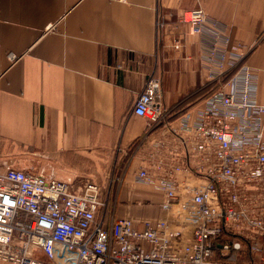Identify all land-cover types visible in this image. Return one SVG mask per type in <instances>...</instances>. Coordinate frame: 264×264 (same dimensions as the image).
Here are the masks:
<instances>
[{"label": "crops", "instance_id": "crops-1", "mask_svg": "<svg viewBox=\"0 0 264 264\" xmlns=\"http://www.w3.org/2000/svg\"><path fill=\"white\" fill-rule=\"evenodd\" d=\"M192 9L220 23L230 48L242 46L264 105V0H0V173L10 166L74 185L100 182L111 157L120 164L130 155L110 219L141 229L151 211L152 223L167 218L163 192L137 175L158 142L177 139L187 117L195 123L213 88L200 37L178 25ZM158 13L169 30L159 44ZM171 31L186 32L183 51L173 49ZM152 77L162 81L169 113L150 129L134 105Z\"/></svg>", "mask_w": 264, "mask_h": 264}, {"label": "built area", "instance_id": "built-area-1", "mask_svg": "<svg viewBox=\"0 0 264 264\" xmlns=\"http://www.w3.org/2000/svg\"><path fill=\"white\" fill-rule=\"evenodd\" d=\"M178 25L200 37L213 88L195 123L187 117L181 133L173 132L177 139L158 142L151 168L137 175L140 183L163 192L168 217L141 229L127 218L109 220L96 181L74 185L8 166L0 173V261L264 264V105L257 100L258 76L242 46L230 48V36L203 9L182 11ZM165 30L167 19L158 13V44ZM170 33L173 49L183 51L186 32ZM162 100V81L152 77L134 105L150 129L167 120ZM38 251L47 261L37 258ZM234 253L244 262L227 260Z\"/></svg>", "mask_w": 264, "mask_h": 264}, {"label": "rangeland", "instance_id": "rangeland-1", "mask_svg": "<svg viewBox=\"0 0 264 264\" xmlns=\"http://www.w3.org/2000/svg\"><path fill=\"white\" fill-rule=\"evenodd\" d=\"M123 160H124V167H125V163H128V161L130 160V155H126L124 158H123ZM113 163L116 165L118 162L116 161V160H114V158L113 157H111V159H110V169L112 168L113 169ZM124 167H123V169H122V174L119 176V178H118V180H119V185H120V181H121V179H122V175H123V172H124ZM0 172H1V170H0ZM109 173V172H108ZM108 173L107 172H105V175L103 176V178H102V175L100 174V177H101V181L99 182V181H97V180H94V181H96L98 184H100L101 185V187H102V189H103V198H104V200H105V202H106V205L108 204V207L106 208L107 209V211H106V214H107V219H110V216H111V214H112V209H113V198H112V194H111V192L109 191V186H108ZM91 180H93L92 178H90ZM85 182V181H84ZM83 182V183H84ZM79 184H82V183H79ZM78 184V185H79ZM121 205V204H120ZM119 205V206H120ZM105 210V209H104ZM151 215H150V217L148 218V217H141L140 218V220L142 221V222H146V223H150L151 221H152V219L154 218V213H153V211H151V213H150ZM246 260H248V261H250V259H246ZM243 261V260H242ZM244 262V261H243Z\"/></svg>", "mask_w": 264, "mask_h": 264}, {"label": "trees", "instance_id": "trees-1", "mask_svg": "<svg viewBox=\"0 0 264 264\" xmlns=\"http://www.w3.org/2000/svg\"><path fill=\"white\" fill-rule=\"evenodd\" d=\"M211 92V91H210ZM208 95V94H207ZM124 167V160L121 161V163H117L116 165L113 163V169L111 168L109 173H108V188H109V191L111 192L112 194V198L115 200L116 198V193H117V190L119 188V176L122 174V169ZM101 184V183H100ZM99 184V185H100ZM101 186V185H100ZM113 200V202H114ZM109 204V203H108ZM108 204L106 205V208L108 207ZM105 208V214H106V211L107 209ZM107 215V214H106ZM237 256L236 253L232 254L229 258H227V260L229 261H234V262H239L241 263L242 261H239L237 260L235 257ZM244 257L245 259H250L251 260V257L245 253L244 254Z\"/></svg>", "mask_w": 264, "mask_h": 264}]
</instances>
